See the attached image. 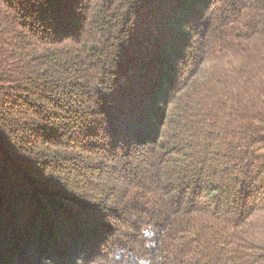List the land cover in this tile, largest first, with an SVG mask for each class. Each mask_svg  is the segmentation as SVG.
<instances>
[{
	"label": "trees",
	"instance_id": "1",
	"mask_svg": "<svg viewBox=\"0 0 264 264\" xmlns=\"http://www.w3.org/2000/svg\"><path fill=\"white\" fill-rule=\"evenodd\" d=\"M0 264H264V0H0Z\"/></svg>",
	"mask_w": 264,
	"mask_h": 264
},
{
	"label": "clouds",
	"instance_id": "2",
	"mask_svg": "<svg viewBox=\"0 0 264 264\" xmlns=\"http://www.w3.org/2000/svg\"><path fill=\"white\" fill-rule=\"evenodd\" d=\"M146 232H151V228H148L145 230Z\"/></svg>",
	"mask_w": 264,
	"mask_h": 264
}]
</instances>
